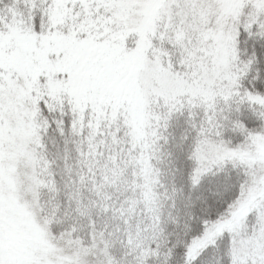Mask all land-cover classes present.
<instances>
[{"label": "snow or ice", "instance_id": "snow-or-ice-1", "mask_svg": "<svg viewBox=\"0 0 264 264\" xmlns=\"http://www.w3.org/2000/svg\"><path fill=\"white\" fill-rule=\"evenodd\" d=\"M0 264H264V0H0Z\"/></svg>", "mask_w": 264, "mask_h": 264}]
</instances>
